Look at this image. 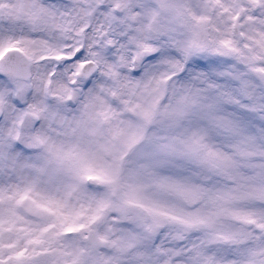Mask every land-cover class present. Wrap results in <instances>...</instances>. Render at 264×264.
Returning <instances> with one entry per match:
<instances>
[{"label":"snow or ice","instance_id":"6c2138e0","mask_svg":"<svg viewBox=\"0 0 264 264\" xmlns=\"http://www.w3.org/2000/svg\"><path fill=\"white\" fill-rule=\"evenodd\" d=\"M0 264H264V0H0Z\"/></svg>","mask_w":264,"mask_h":264}]
</instances>
